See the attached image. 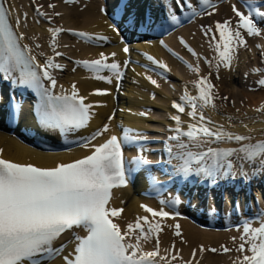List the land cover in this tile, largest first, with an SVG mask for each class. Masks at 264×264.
Here are the masks:
<instances>
[{"label":"bare ground","instance_id":"bare-ground-1","mask_svg":"<svg viewBox=\"0 0 264 264\" xmlns=\"http://www.w3.org/2000/svg\"><path fill=\"white\" fill-rule=\"evenodd\" d=\"M155 1L162 3L163 0H110L111 9L119 10L121 13V18L117 21H112L107 14L102 15L99 12V8L104 3L103 0H73L72 3H67L66 0H5V6L10 9L9 16L13 25L19 17L20 24L17 31L24 37L22 44L32 49V55L36 57V60L43 65L49 57H53L55 62L63 65V70L50 69L56 81L58 80L54 93L53 89L51 90L52 93L61 95L64 91L59 88H64L70 94L72 85H75L79 94L86 98L85 103L93 105L92 118L88 125L79 130L68 131L67 134L56 129L59 139L79 140L86 137L87 131H91L92 135L107 124L110 132L105 133L104 137L118 135L117 129L123 128V130H131L130 134L137 137L134 142L142 140L148 142L147 146L138 144L133 148L135 152L141 153L143 158L151 161V164L141 165L136 171L134 180L128 181L127 187L115 188L112 191L110 207L124 209L120 217H113V221L119 223L122 230L128 223H133L137 217L141 216H148L154 223L160 222L161 256L167 255L170 260L172 255H178L177 260L171 261V264H237V259L242 258V254L236 251L242 243L240 239L243 231L242 219L245 221L250 219L248 217H255L256 213L264 212V166L234 156L231 158L234 167L230 177L226 176L222 180L211 183L203 177L192 176V180L196 179L194 184L199 185L205 181L207 185L205 190L196 187L197 196L195 197L191 195L192 190L188 188L192 181L181 177L182 175L175 171L181 162L169 154L165 143L168 144L167 138L173 135L170 129L175 126V122L171 117L178 114L172 106L173 103L182 102L181 97L185 91L191 96H197L198 91L195 85L201 77H208L214 87L221 89L217 92L218 88H214L217 107L215 110L204 109L205 116L216 125H223L230 132L251 137L253 142L264 139V87L258 84V81L264 78V55H262L264 34L252 37L244 33L247 48L241 46L238 49V55L231 70L224 68L223 65L219 69L214 66L209 67L205 58L215 65L214 58L217 57L214 50L215 41L211 39L212 33L216 34L217 40L219 39L216 22L223 23L231 20L235 25L239 17L235 15L233 7L245 14L246 5L242 3H248L250 6V0H211L217 5L213 10L214 14L196 17L193 23L181 16L184 24L181 29L173 34V38L172 36L163 38L165 50L156 45L153 40L156 38L154 35L150 44L138 40V33L144 36L149 35L148 38L151 36L149 28L138 19L145 16L146 4L151 8L150 16H152L148 18V22L158 20L165 14L159 8L157 9ZM164 1L171 3L172 0ZM259 1L264 7V0H255V2ZM37 8L40 12L46 13L50 19L40 16L36 11ZM25 13H27L26 22ZM129 15L137 18L134 25L130 23ZM124 21L125 24H121ZM258 26L264 30V20H261ZM52 27L62 29L57 36L56 46V52L62 53V56H56L53 52L52 36L49 32V28ZM122 27L125 28V35L126 29L132 33L128 39L124 40L129 49L127 53H123L125 46L122 42L123 36L118 34L124 29ZM208 28H211L212 32L205 36L204 33ZM79 32L108 39L88 42L73 34ZM98 42L101 43L99 47ZM257 45L260 47L258 48ZM189 48L196 55H193ZM101 53L109 56L108 63H112L115 59L123 66L127 62V67L123 68L124 76L121 80L117 81L113 78L111 84L97 80L93 73L78 63L100 59ZM112 53H116L114 58L111 57ZM173 53L182 57L183 62ZM149 56L166 64L167 70L153 64L148 59ZM189 64L193 68H199V73L191 71L187 67ZM257 69L259 74L255 73ZM101 74L111 76V73L107 71ZM63 75L64 78H62ZM3 77L4 74L0 73L2 101L6 100V95L18 94L20 97H23L24 93L29 95L27 89L19 88L20 84L15 79L17 76H14L13 81L8 80V83ZM148 77L156 80L160 87L154 86ZM195 77H197L196 80ZM43 81L44 86L50 88L49 81L46 79ZM216 83L219 85H215ZM97 90L106 94H96ZM224 97L228 99L225 100ZM40 101L41 98L38 99V102ZM27 102L25 104L39 112L40 105L37 99ZM15 106H21L19 101ZM6 110L5 106H0V122H5L4 120L8 117ZM189 112L190 107L186 106L185 113L180 114L185 130L189 123L194 122L188 115ZM110 117L113 118L110 120ZM3 124L0 125V150H2L3 158L12 162L52 168L91 154L90 150L84 147L77 149L74 147L71 151L60 154H55L49 151L50 149L40 148L41 145L34 143L44 142V138L48 136L47 130L50 134L54 131L52 128L43 130L34 127L32 118L30 120L25 115L20 127L19 124L16 125L10 120ZM11 126L13 128L10 129ZM101 137L93 141V144H96ZM169 142L168 146L173 148L174 153L177 152V142L170 140ZM29 143L33 146L28 145ZM212 147L233 148L238 145L235 142L226 141L213 144ZM147 175L152 177L144 179ZM176 187L180 188L179 192L182 196L180 193L177 194ZM161 189L165 192L163 197L158 200L148 198L153 192ZM260 189L263 196L259 192ZM204 191L208 194L207 197L203 195ZM201 197L204 198L200 199ZM169 199H178L182 202L179 208L177 207V211H168L171 214L169 218H153L142 207L147 205L159 211L163 209L164 203L161 201L165 202ZM257 205L260 208L255 210ZM242 208L246 212L241 210ZM172 216L175 219L171 218ZM176 225H179L181 236L175 234ZM74 233L83 234L73 229L62 234L55 241L54 247L67 246L60 256L51 260L50 264H65L63 257L71 253L75 247V243L72 242ZM233 237L236 238L235 241ZM155 243V239L145 243L144 251H153ZM201 246L205 251H200ZM224 247L231 251L225 253ZM210 249H217V251L212 252ZM193 250L196 251L195 258L192 255ZM247 254L250 255V253ZM161 264H168V262L162 261Z\"/></svg>","mask_w":264,"mask_h":264},{"label":"snow or ice","instance_id":"snow-or-ice-1","mask_svg":"<svg viewBox=\"0 0 264 264\" xmlns=\"http://www.w3.org/2000/svg\"><path fill=\"white\" fill-rule=\"evenodd\" d=\"M66 2L72 3L73 0ZM196 3L201 6L199 10L192 0H185L184 6L190 12L191 18L213 15V10L217 7L211 0H196ZM250 9L245 15L233 7L235 15L239 17L235 25L231 20L216 22L219 39H216L215 33H212L211 39L215 41L217 57L214 58L215 65L205 58L209 67L219 69L223 65L231 70L238 49L241 46L247 48L244 33L252 37L264 34V30L253 18L258 16L264 20V11L259 9L255 0H250ZM36 11L45 19H50L39 8ZM9 12L5 0H0V73L4 74L3 78L13 81V73H17L15 79L20 85L37 91L41 98L39 119L46 127L60 129L62 132L86 127L92 118L93 105L85 103L86 98L79 94L75 85H72L70 94L52 93L57 81L50 69L63 70V65L55 62L53 57H49L41 65L32 55V49L22 44L24 37L17 31L19 17L13 25ZM24 17L26 22L27 13ZM128 18L133 25L137 22L134 15H129ZM173 18L175 19V13ZM61 31L58 27L49 28L51 46L56 56L63 55L56 52L57 36ZM211 32V28H208L204 34L208 36ZM73 34L87 41L108 39L103 36L93 37L84 32ZM123 51L127 53L129 49L125 47ZM189 51L196 55L191 48ZM173 55L183 62L182 57L175 53ZM115 56L116 53L111 54L112 58ZM148 59L159 68L167 70L166 64L151 56ZM108 60L109 56L101 53L100 59L78 63L93 73L95 79L111 84L113 78L117 81L123 78V68L127 67V62L122 66L115 59L112 63H108ZM187 67L197 74L200 71L190 64ZM105 71L111 73V76L101 74ZM255 73L259 74V70H255ZM42 79L49 81L50 88L44 86ZM148 79L154 86L160 87L156 80L151 77ZM258 84L264 87V78ZM195 87L197 96H191L185 91L181 97L182 102H174L172 105L178 114L171 117L175 126L170 129L173 135L169 140L177 142L178 151L174 153L173 148L168 147V152L181 162L175 171L185 178L195 175L215 183L232 175L234 165L231 158L234 156L264 166V139L253 142L249 136L236 134L225 129L223 125H216L203 111L206 108L215 110L217 107L214 85L208 77H201ZM96 94L106 93L97 90ZM186 106L190 107L188 115L194 122L189 123L185 130L180 114L185 113ZM130 131L123 130V138L110 135L104 142L93 144L98 137L110 132V127L106 124L80 145L89 149L90 155L52 168L12 162L4 159L0 150V264H50L67 246L54 247L55 241L73 229H83L86 235L73 234L72 242L75 247L63 257L65 264H161L162 261L171 264V261L177 260L178 255H172L169 260L167 255L160 254V222L154 223L148 216H141L122 230L120 224L113 221V217H120L124 209L110 207L112 190L127 187L130 173L137 171L141 165L151 164V161L141 156L131 161L135 167L129 166L123 145L137 139ZM226 141L235 142L238 147H212L213 144ZM142 207L153 218H169L171 215L163 209L157 211L147 205ZM171 218L175 219L174 216ZM256 224L259 226H255ZM242 229V243L236 249L242 254V258L237 259V264H264V212L245 220ZM175 234L181 236L179 225H176ZM152 239L156 241L155 249L144 251L143 245ZM235 239L233 237L234 241ZM200 251H205L203 246ZM210 251L216 252L217 249ZM223 251L227 253L231 250L224 247ZM192 255L195 258V250Z\"/></svg>","mask_w":264,"mask_h":264},{"label":"rangeland","instance_id":"rangeland-1","mask_svg":"<svg viewBox=\"0 0 264 264\" xmlns=\"http://www.w3.org/2000/svg\"><path fill=\"white\" fill-rule=\"evenodd\" d=\"M237 77H238V76H237ZM196 79H197V77H195V80H196ZM215 85H219V84L216 83ZM214 88L216 89V88H218V87L215 86ZM220 90H221V89L218 88V90H216V91L219 92ZM213 93H215V90H214V89H213ZM219 103H220V101H219Z\"/></svg>","mask_w":264,"mask_h":264}]
</instances>
